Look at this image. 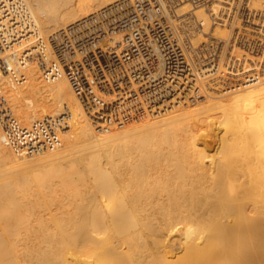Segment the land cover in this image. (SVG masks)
Returning <instances> with one entry per match:
<instances>
[{
	"label": "bare ground",
	"instance_id": "6f19581e",
	"mask_svg": "<svg viewBox=\"0 0 264 264\" xmlns=\"http://www.w3.org/2000/svg\"><path fill=\"white\" fill-rule=\"evenodd\" d=\"M116 1L26 0L43 38ZM248 1L172 7L186 85L120 128L96 130L67 81L32 62L24 82L3 79L22 123L70 116L41 154L0 134V264H264V0ZM202 35L215 46L198 54Z\"/></svg>",
	"mask_w": 264,
	"mask_h": 264
},
{
	"label": "built area",
	"instance_id": "2783aa9c",
	"mask_svg": "<svg viewBox=\"0 0 264 264\" xmlns=\"http://www.w3.org/2000/svg\"><path fill=\"white\" fill-rule=\"evenodd\" d=\"M183 1L195 6L203 2L118 0L43 38L26 0H0L3 142L16 155H37L59 146L68 129L70 114L65 106L60 115L28 124L14 114L3 93V79L24 82L20 67L28 62L44 82L65 79L99 132L123 127L145 112L164 111L172 89H183L192 71L179 42L183 24H176L172 8ZM196 52L205 53L197 48ZM109 96L113 99L106 100Z\"/></svg>",
	"mask_w": 264,
	"mask_h": 264
},
{
	"label": "rangeland",
	"instance_id": "374dc122",
	"mask_svg": "<svg viewBox=\"0 0 264 264\" xmlns=\"http://www.w3.org/2000/svg\"><path fill=\"white\" fill-rule=\"evenodd\" d=\"M184 3H186L185 1H183V3H180V5H182V4H184ZM242 5L243 6H248L249 5V1L248 0H242ZM192 7L193 6H195V5H191ZM239 25L241 24V26H242V22L241 21H239V23H238ZM239 27V31L240 32H244V30L242 29V27ZM188 31H196V29H194V28H189L188 29ZM237 31V30H236ZM186 32V31H185ZM244 33H246V32H244ZM250 34V33H249ZM247 35H248V33H247ZM207 38V39H206ZM244 39V38H243ZM212 42H214V39L213 38H211V37H209V36H205V35H202V36H200V38H198V40L196 41V42H194V46H196L197 47V49L198 50H203V52H206V51H210V50H212L213 48H214V43H212ZM259 42H257V44H258ZM237 45H235V47L236 48H238V49H243L244 47H243V45H242V43L240 42V41H238L237 43H236ZM263 60H264V58H263ZM227 77H229V75H226ZM208 91L210 90L211 91V89H207ZM202 99V98H201ZM215 132H217L216 130H215ZM202 140V139H201ZM204 140V139H203Z\"/></svg>",
	"mask_w": 264,
	"mask_h": 264
}]
</instances>
